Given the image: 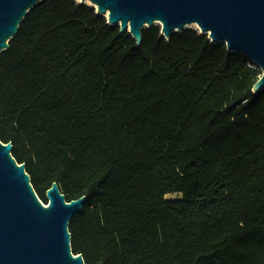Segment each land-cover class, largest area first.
Listing matches in <instances>:
<instances>
[{
	"label": "trees",
	"instance_id": "16d2710c",
	"mask_svg": "<svg viewBox=\"0 0 264 264\" xmlns=\"http://www.w3.org/2000/svg\"><path fill=\"white\" fill-rule=\"evenodd\" d=\"M0 54V141L85 264H264V91L256 64L192 29L143 45L46 0ZM170 194L181 198L166 200Z\"/></svg>",
	"mask_w": 264,
	"mask_h": 264
},
{
	"label": "water",
	"instance_id": "95a60500",
	"mask_svg": "<svg viewBox=\"0 0 264 264\" xmlns=\"http://www.w3.org/2000/svg\"><path fill=\"white\" fill-rule=\"evenodd\" d=\"M46 0H0V54L9 49L29 12ZM90 2L108 24L128 33L140 48L143 30L160 25L168 40L197 25L212 43L251 59L262 76L253 88L264 91V0H81ZM12 143L0 141V264H85L74 255L71 220L87 197L68 202L57 183L37 196L24 164L12 156Z\"/></svg>",
	"mask_w": 264,
	"mask_h": 264
},
{
	"label": "rangeland",
	"instance_id": "374dc122",
	"mask_svg": "<svg viewBox=\"0 0 264 264\" xmlns=\"http://www.w3.org/2000/svg\"><path fill=\"white\" fill-rule=\"evenodd\" d=\"M78 4H81V5H86V6H89V7H92V8H94L95 9V11L97 12V9L91 4V3H82L81 2V0H75ZM106 19H107V23H108V17L107 16H104ZM111 26V25H110ZM155 26H159L160 27V25H155ZM187 29H192V30H195V31H197L199 34H201V31H200V29L199 28H197L195 25H190V26H187ZM168 40V39H167ZM251 60V59H250ZM257 66V65H256ZM258 67V66H257ZM259 68V67H258ZM260 69V68H259ZM261 71V70H260ZM178 197V195L176 196V195H174V196H169V199H174V198H177Z\"/></svg>",
	"mask_w": 264,
	"mask_h": 264
},
{
	"label": "crops",
	"instance_id": "0c3cea01",
	"mask_svg": "<svg viewBox=\"0 0 264 264\" xmlns=\"http://www.w3.org/2000/svg\"><path fill=\"white\" fill-rule=\"evenodd\" d=\"M174 195H178V197L177 198H174V199H169V196H174ZM179 198H181V195H179V194H170V195H167L166 196V200H176V199H179Z\"/></svg>",
	"mask_w": 264,
	"mask_h": 264
},
{
	"label": "bare ground",
	"instance_id": "6f19581e",
	"mask_svg": "<svg viewBox=\"0 0 264 264\" xmlns=\"http://www.w3.org/2000/svg\"><path fill=\"white\" fill-rule=\"evenodd\" d=\"M87 3H90V2H87ZM197 28H199L197 25H195Z\"/></svg>",
	"mask_w": 264,
	"mask_h": 264
}]
</instances>
